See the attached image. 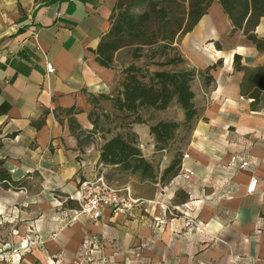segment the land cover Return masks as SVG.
I'll return each instance as SVG.
<instances>
[{
  "label": "crops",
  "instance_id": "obj_1",
  "mask_svg": "<svg viewBox=\"0 0 264 264\" xmlns=\"http://www.w3.org/2000/svg\"><path fill=\"white\" fill-rule=\"evenodd\" d=\"M117 0H0V159L20 187H0V264H90L81 259L85 239L98 246L91 264H264V92L257 110L240 92L244 71L264 65L259 51L215 3L176 44L182 68L194 72L197 116L183 146L194 175L160 183L173 151L158 149L149 125L183 121L175 101L156 120L134 124L154 180L99 162L110 138L94 128L103 97H112L122 70L133 63L115 52L111 67L96 60ZM264 39V16L255 27ZM54 72L47 74L45 63ZM109 101V100H108ZM110 102V101H109ZM109 107H110V103ZM177 106V118L169 115ZM158 119V120H157ZM104 135V136H103ZM105 137V138H104ZM232 156L247 160L229 165ZM102 171L134 195L180 207L188 202L196 226L180 217L158 223L159 208L112 213L93 223L68 217L79 182ZM158 172V171H157ZM258 179L246 192L250 177Z\"/></svg>",
  "mask_w": 264,
  "mask_h": 264
},
{
  "label": "trees",
  "instance_id": "obj_2",
  "mask_svg": "<svg viewBox=\"0 0 264 264\" xmlns=\"http://www.w3.org/2000/svg\"><path fill=\"white\" fill-rule=\"evenodd\" d=\"M212 1H116L110 28L101 36L95 50L97 62L104 67H111L115 52L128 48L133 61L147 58L151 66L143 70L134 62L129 64L122 70L123 77L118 81L114 95L103 97L111 102L112 108L126 113L132 120L129 122L130 133H117L103 142L99 162L115 166L125 173H138L143 179L154 180L155 169L143 157L137 135L132 131L134 124H146L147 120L140 115L141 110L163 111L172 101L182 110V122L160 120L149 125V134L158 149L168 148L167 143L175 139L180 126L193 127L192 122L194 124L197 116L191 89L194 72L182 68L184 60L177 53L174 43L178 37L194 28ZM216 1L231 22V32L241 31L257 50L264 51V39L255 33V27L264 16V0ZM170 51L175 53L170 56ZM156 56L164 59L155 60ZM178 66L177 69H171ZM233 66L236 70L244 71L240 92L250 99L251 110H257L264 92V65L254 70L246 69L240 65V57L235 55ZM93 123L97 129L98 115ZM182 155L183 152L176 153L162 171L159 179L161 184L169 183L177 175ZM22 183V180H12L9 170L0 159V187L16 188Z\"/></svg>",
  "mask_w": 264,
  "mask_h": 264
},
{
  "label": "built area",
  "instance_id": "obj_3",
  "mask_svg": "<svg viewBox=\"0 0 264 264\" xmlns=\"http://www.w3.org/2000/svg\"><path fill=\"white\" fill-rule=\"evenodd\" d=\"M45 69L47 74L54 72L52 63L46 62ZM187 153H183L181 164L177 175L171 179V183L178 181L187 182L194 175V171L183 162L187 158ZM249 164L247 160L238 159L232 156L229 165L232 167L244 168ZM258 179L255 176L250 177L246 192L252 194L257 187ZM70 199L76 201V209L68 217V221L74 222L79 218L86 219L93 223L97 222L103 209L107 208L112 213L122 212L132 214L135 210L150 211L159 208L160 215L154 217L158 223L168 218L180 217L183 220V227L189 229L196 226V218L193 215L192 207L188 202L180 207L172 206L157 199H146L134 195L128 185H116L109 182L102 171L95 172L91 177L79 182L77 192L70 196ZM81 259L86 263H92V255L99 252L98 246L92 245L91 241L85 239L81 245Z\"/></svg>",
  "mask_w": 264,
  "mask_h": 264
},
{
  "label": "rangeland",
  "instance_id": "obj_4",
  "mask_svg": "<svg viewBox=\"0 0 264 264\" xmlns=\"http://www.w3.org/2000/svg\"><path fill=\"white\" fill-rule=\"evenodd\" d=\"M215 3V0H213L210 5L208 6V8L206 9L209 10V8H211V6H213V4ZM182 36L178 37L174 43V46L176 47L177 53L178 49L176 44L180 41ZM120 60L125 59L126 55H130V50L128 48H124V50H122V52H120ZM173 53H175L174 51H170L169 55L172 56ZM180 54V53H179ZM164 58H161L159 56H156L155 60H163ZM142 62L139 63L140 67L143 70H148L146 69L147 66L150 65V60L147 58H143L140 59ZM151 66V65H150ZM168 68V67H167ZM178 67L175 68H171V69H177ZM149 69H152V67H149ZM108 100H104L103 104H101L100 106H98V127L100 129V131L102 133H108V136H113L117 133H121L123 135L130 133V121L132 120V117L130 116H126V113L123 112H119L117 110H115L114 108H112L111 106V102L110 103V107L108 104ZM160 111H155V110H151V109H143L140 112V115L142 116H146L148 119H152V120H156L155 118H160L161 114L159 113ZM170 116H172L174 119L177 118L178 115V108L177 106H173L171 108V111L169 113ZM157 119V120H158ZM193 125V122H192ZM191 125V126H192ZM192 127H184V126H180L178 129V132L176 133V137L173 141H169L167 144L168 145V149L173 151V156L176 153H181L183 152V146H184V142L188 137L189 132L191 131ZM153 167L155 169V173L156 176L159 174V170L155 168L154 164ZM158 171V172H157ZM33 264H37V262H33Z\"/></svg>",
  "mask_w": 264,
  "mask_h": 264
}]
</instances>
